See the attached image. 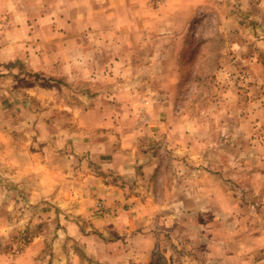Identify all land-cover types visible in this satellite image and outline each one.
<instances>
[{
  "label": "rangeland",
  "instance_id": "rangeland-1",
  "mask_svg": "<svg viewBox=\"0 0 264 264\" xmlns=\"http://www.w3.org/2000/svg\"><path fill=\"white\" fill-rule=\"evenodd\" d=\"M131 1L114 71L0 73V255L264 264V0Z\"/></svg>",
  "mask_w": 264,
  "mask_h": 264
},
{
  "label": "crops",
  "instance_id": "crops-1",
  "mask_svg": "<svg viewBox=\"0 0 264 264\" xmlns=\"http://www.w3.org/2000/svg\"><path fill=\"white\" fill-rule=\"evenodd\" d=\"M115 3L126 16L123 19L114 15ZM105 8L113 11L111 20H108ZM132 9L135 6L131 0H0V73L20 63L33 71L58 66L61 72L74 76L114 71L113 65L123 66L121 61H114L123 53V38L114 36L118 27L112 29V26L132 24ZM108 24H111L109 29ZM115 39L121 46L112 48ZM126 140H129L128 136L123 138L124 142ZM91 146L102 149L98 142ZM111 163L108 161L107 167L112 166ZM33 193L39 196L36 191ZM98 197L100 195H94V192L88 193L82 195L80 203L89 205V201L94 202ZM45 209L49 210L48 205L42 210ZM80 209L84 210L83 206ZM74 228L73 223H68L64 232L70 235ZM44 243L43 236L35 239L17 259L0 255V264H44L32 257L44 248Z\"/></svg>",
  "mask_w": 264,
  "mask_h": 264
},
{
  "label": "built area",
  "instance_id": "built-area-1",
  "mask_svg": "<svg viewBox=\"0 0 264 264\" xmlns=\"http://www.w3.org/2000/svg\"><path fill=\"white\" fill-rule=\"evenodd\" d=\"M148 1L156 8H161L163 5H165L167 0H148Z\"/></svg>",
  "mask_w": 264,
  "mask_h": 264
}]
</instances>
